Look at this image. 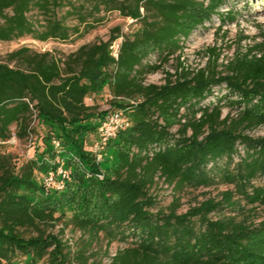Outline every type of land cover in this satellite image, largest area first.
Instances as JSON below:
<instances>
[{"label":"trees","instance_id":"obj_1","mask_svg":"<svg viewBox=\"0 0 264 264\" xmlns=\"http://www.w3.org/2000/svg\"><path fill=\"white\" fill-rule=\"evenodd\" d=\"M88 1L87 9L71 0H0L1 42L74 40L93 27L101 9L138 25L129 34L117 30L106 41L84 43L64 58L21 46L0 62V264H83L82 251L45 230L61 220L56 213L65 204L74 208L65 226L90 240L99 234L107 242L131 238L107 264H264V219L210 218L221 207L212 199L182 213L152 211L158 201L149 193L156 177L180 190L209 186L219 176L246 202L264 205V136L243 133L264 125V42L236 51L220 70V53L210 48L211 60L190 72L179 60L183 41L214 15L221 23L232 20L233 12H219L230 0ZM70 16L76 24H67ZM119 37L115 57L112 43ZM151 56L155 62L147 61ZM173 57L174 72L165 71L162 84L145 83ZM217 85L226 93L216 104L201 105ZM104 86L111 106L100 111L86 99ZM224 99L234 116L221 117ZM114 110L123 111L128 124L97 160L86 147ZM33 115L47 127L40 137L45 154L17 165L1 148L30 134ZM174 124L176 133L170 131ZM239 146L244 154L233 168L220 167V160L239 154ZM106 150L114 162L103 169ZM58 158L70 180L61 190L45 191L43 176ZM223 194L236 211L232 193Z\"/></svg>","mask_w":264,"mask_h":264},{"label":"rangeland","instance_id":"obj_2","mask_svg":"<svg viewBox=\"0 0 264 264\" xmlns=\"http://www.w3.org/2000/svg\"><path fill=\"white\" fill-rule=\"evenodd\" d=\"M79 4H83L85 8H90L91 2L88 0H71ZM67 8V7H66ZM62 9L59 14L62 15L64 10ZM219 12L225 14L227 12H233V19L226 20L221 23L217 15L212 16L209 22L195 29L188 38L183 41V48L179 53V60L183 66L190 72H195L197 69L202 68L212 57L210 48H215L220 53L217 60L218 70L222 69V65L229 60L236 51L243 52L245 48L254 43L264 42V0H230L226 5H223ZM94 25L83 36L75 38L69 41L47 40L44 42L33 40L25 37L18 40L9 42L0 41V62H7V54L18 47L28 46L33 51L44 52L48 51L55 58H64L70 52L76 50L80 45L84 43L97 42L100 40L106 41L109 37L119 31V34H129L137 28V24L130 18L124 17L116 10L107 11L101 9L99 12H95ZM88 21H92V17H87ZM67 24H76V19L73 16L67 17ZM121 40V37L113 41L112 44H117ZM155 56H151L147 61L155 62ZM176 58H170L169 61L162 65L160 69L153 73H149L145 76V83L162 84L165 78V71L174 72L176 64ZM13 65V63H10ZM226 93L223 85L214 86L212 93L205 98L201 105L209 103L216 104L220 96ZM110 94L106 86L95 97H88L87 103H95L99 110H107L110 108ZM227 100L221 101L222 112L221 117L226 114L234 116L236 111L229 108L226 103ZM184 112V109H181ZM198 117V114H197ZM183 121V120H182ZM178 128L177 124L170 127L172 133H176ZM13 130V128H12ZM30 134L23 139L11 138L1 148V151H5L12 155V160L17 165H20L24 160L30 157L44 156L45 146L40 139L47 130L45 124H42L41 120L33 115L30 122ZM188 133H190L188 131ZM244 134L251 137L264 136V125H260L251 130H244ZM239 154L235 155L232 161L226 159L220 160V167L233 166L240 159V156L244 154L242 146L238 147ZM114 162V157L110 151L103 153V161L100 162V166L103 169L107 166H111ZM64 170L68 171L69 178H66L62 173L55 176V180L62 181L63 186L59 189H63L66 181L70 180L71 172L65 166ZM156 183L153 184L149 193L156 195L158 204L152 209L156 211L162 209L165 212L171 208H174L177 213L185 212L188 208L197 206L201 202L212 199L220 202V208L212 211L209 214L210 218H220L222 216H235L237 220H243L246 223L257 224L264 219V205L250 204L241 197L237 192L233 183H227L222 181L221 177L217 176L215 182L209 186L199 187H183L180 190H175L171 185L166 184L162 179L156 177ZM263 182V179L256 180V184ZM232 193V200L235 201V209L231 208L225 201L224 192ZM74 213V208L71 205L65 204L56 213V216L61 214V220L56 222L54 226L46 227V233H53L60 236L65 240L69 249L73 251H82L84 257L83 264H107L110 256H113L116 251L126 247L131 238L127 241L114 240L107 242L102 234H99L97 238L90 240V235L86 232H82L78 229H73L72 226H65L67 220ZM88 241V243H87Z\"/></svg>","mask_w":264,"mask_h":264},{"label":"built area","instance_id":"obj_3","mask_svg":"<svg viewBox=\"0 0 264 264\" xmlns=\"http://www.w3.org/2000/svg\"><path fill=\"white\" fill-rule=\"evenodd\" d=\"M117 44H114L113 47V55L117 57ZM128 124V119L124 115L121 110H114L109 113V115L100 123L97 130V140L87 146L86 148L89 151H92L96 155V159H100L102 157V151L106 146L107 142L111 137H113L116 132L126 126ZM14 138V137H13ZM55 147L59 146L58 141H54ZM64 160L56 159V168L48 170L46 174L43 176L42 182L45 191H49L51 188L60 189L63 186L62 181H56L55 176L59 173H62L66 178H69L68 171L63 169ZM101 174L99 175V177Z\"/></svg>","mask_w":264,"mask_h":264}]
</instances>
